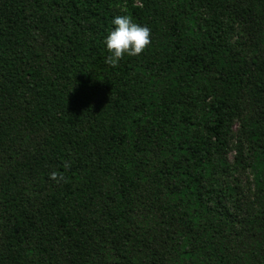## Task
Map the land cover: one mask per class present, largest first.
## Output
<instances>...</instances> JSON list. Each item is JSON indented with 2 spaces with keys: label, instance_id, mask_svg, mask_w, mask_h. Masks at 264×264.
Returning a JSON list of instances; mask_svg holds the SVG:
<instances>
[{
  "label": "trees",
  "instance_id": "trees-1",
  "mask_svg": "<svg viewBox=\"0 0 264 264\" xmlns=\"http://www.w3.org/2000/svg\"><path fill=\"white\" fill-rule=\"evenodd\" d=\"M0 264H264V0H0Z\"/></svg>",
  "mask_w": 264,
  "mask_h": 264
},
{
  "label": "clouds",
  "instance_id": "clouds-1",
  "mask_svg": "<svg viewBox=\"0 0 264 264\" xmlns=\"http://www.w3.org/2000/svg\"><path fill=\"white\" fill-rule=\"evenodd\" d=\"M110 24L112 27L102 41L109 65L116 66L125 56L140 55L151 43L150 28L127 14L113 16Z\"/></svg>",
  "mask_w": 264,
  "mask_h": 264
},
{
  "label": "rangeland",
  "instance_id": "rangeland-1",
  "mask_svg": "<svg viewBox=\"0 0 264 264\" xmlns=\"http://www.w3.org/2000/svg\"><path fill=\"white\" fill-rule=\"evenodd\" d=\"M130 1V0H128ZM122 6L117 5L113 7V11L116 15L122 14ZM238 29L236 26L231 27V29L228 30V38L230 41H234L236 38ZM240 129L238 127L237 122L232 123V132L230 135V149L228 151V159L232 161L234 156V149L233 146L235 144L236 137L239 133ZM237 201L239 203V213L240 214H246V213H252L255 211L256 207L253 202L252 198V183H251V172H246V174L241 179V188L239 195L237 197Z\"/></svg>",
  "mask_w": 264,
  "mask_h": 264
}]
</instances>
